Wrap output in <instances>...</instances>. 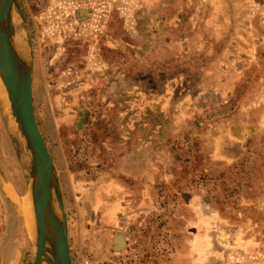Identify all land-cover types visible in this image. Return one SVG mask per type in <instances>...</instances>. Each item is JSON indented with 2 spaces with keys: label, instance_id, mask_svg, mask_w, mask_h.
Returning <instances> with one entry per match:
<instances>
[{
  "label": "rangeland",
  "instance_id": "rangeland-1",
  "mask_svg": "<svg viewBox=\"0 0 264 264\" xmlns=\"http://www.w3.org/2000/svg\"><path fill=\"white\" fill-rule=\"evenodd\" d=\"M18 8L72 264H264V0ZM3 102L21 156L0 104V264H31L8 195H31V154Z\"/></svg>",
  "mask_w": 264,
  "mask_h": 264
},
{
  "label": "water",
  "instance_id": "water-1",
  "mask_svg": "<svg viewBox=\"0 0 264 264\" xmlns=\"http://www.w3.org/2000/svg\"><path fill=\"white\" fill-rule=\"evenodd\" d=\"M15 9H19L18 0H0V78L8 93L12 118L31 154L27 169L31 179L37 232L36 254L31 264H72L60 182L34 111L32 68L28 58L24 60L14 46ZM1 104L11 130L12 142L18 145L17 152L21 156L19 142L13 136V122L11 116L6 114L2 99ZM116 243L118 248L123 247V238L118 237Z\"/></svg>",
  "mask_w": 264,
  "mask_h": 264
},
{
  "label": "bare ground",
  "instance_id": "bare-ground-1",
  "mask_svg": "<svg viewBox=\"0 0 264 264\" xmlns=\"http://www.w3.org/2000/svg\"><path fill=\"white\" fill-rule=\"evenodd\" d=\"M79 16H83V11H81ZM14 24H15V36H14V46L16 48V50L18 51V53L20 54V56L26 60L27 59V51H26V47H25V43L23 41V34L22 32L19 30L17 31V26H16V19H14ZM0 95L1 97H3V100L8 104V106L10 105V100L8 97V93L6 90V87L4 86L2 79L0 78ZM8 195L10 197L11 200H13L14 202L18 203L24 211V218L26 219L27 224L31 227L33 230H35L36 232V218H35V210H34V206L32 203V198L31 195L28 194L24 197L18 198L17 193L15 192V189L13 187H10L8 190ZM122 241H120L119 243H121ZM122 245V243L120 244ZM51 257V256H50ZM45 264V263H43Z\"/></svg>",
  "mask_w": 264,
  "mask_h": 264
},
{
  "label": "crops",
  "instance_id": "crops-1",
  "mask_svg": "<svg viewBox=\"0 0 264 264\" xmlns=\"http://www.w3.org/2000/svg\"><path fill=\"white\" fill-rule=\"evenodd\" d=\"M0 104H1V98H0ZM0 148H1V142H0Z\"/></svg>",
  "mask_w": 264,
  "mask_h": 264
}]
</instances>
